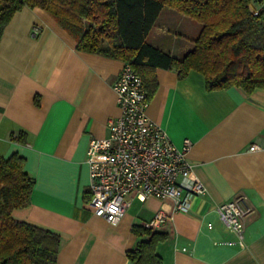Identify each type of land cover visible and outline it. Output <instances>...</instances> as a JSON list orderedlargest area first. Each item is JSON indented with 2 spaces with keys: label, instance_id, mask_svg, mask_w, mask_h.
I'll list each match as a JSON object with an SVG mask.
<instances>
[{
  "label": "crops",
  "instance_id": "0c3cea01",
  "mask_svg": "<svg viewBox=\"0 0 264 264\" xmlns=\"http://www.w3.org/2000/svg\"><path fill=\"white\" fill-rule=\"evenodd\" d=\"M193 23L163 8L147 36L162 44L171 35L169 51L179 55L189 49L177 43L179 32ZM124 62L77 49L40 7L13 14L0 39V157L23 155L34 184L29 205L11 216L59 234L58 264H136L127 252L148 236L136 235L131 226L143 225L159 210L166 219L153 230L167 233L156 247L162 264H264L262 88L208 90L196 70L179 77L174 68H156L146 115L176 145L192 141L186 156L206 190L189 194L186 210H175L169 198H134L115 224L88 206L86 148L91 137L107 134L108 120L119 113L112 83ZM19 133L24 142L14 139ZM236 198L250 206L239 221L244 245L214 244L237 240L216 210Z\"/></svg>",
  "mask_w": 264,
  "mask_h": 264
},
{
  "label": "trees",
  "instance_id": "16d2710c",
  "mask_svg": "<svg viewBox=\"0 0 264 264\" xmlns=\"http://www.w3.org/2000/svg\"><path fill=\"white\" fill-rule=\"evenodd\" d=\"M258 0H0V39L13 14L24 6L40 7L76 42L79 50L130 63L148 98L156 88L155 69L174 68L204 75L208 90L238 87L246 93L264 89V11ZM163 8L198 23L192 47L171 54L147 40ZM24 142V135L14 136ZM17 152L0 157V264H58L59 234L11 216L30 203L34 178ZM138 241L128 255L136 264H162L156 247L167 233L131 226Z\"/></svg>",
  "mask_w": 264,
  "mask_h": 264
},
{
  "label": "built area",
  "instance_id": "2783aa9c",
  "mask_svg": "<svg viewBox=\"0 0 264 264\" xmlns=\"http://www.w3.org/2000/svg\"><path fill=\"white\" fill-rule=\"evenodd\" d=\"M264 11L258 0L254 14ZM39 32L34 27L32 34ZM119 113L107 123L104 137H91L86 148L89 167L88 206L110 223H117L134 198L144 201L149 195L169 198L175 210L188 208L189 194H202L204 184L192 175L186 153L192 141L184 138L176 145L166 131L146 115L147 90L140 75L125 61L112 83ZM256 146H250L254 149ZM187 182V183H185ZM187 194L182 196V190ZM219 219L237 240H215L214 244L244 245L240 218L250 210L242 198L216 206ZM166 214L159 210L144 226L154 229ZM183 250L186 248L183 247Z\"/></svg>",
  "mask_w": 264,
  "mask_h": 264
},
{
  "label": "rangeland",
  "instance_id": "374dc122",
  "mask_svg": "<svg viewBox=\"0 0 264 264\" xmlns=\"http://www.w3.org/2000/svg\"><path fill=\"white\" fill-rule=\"evenodd\" d=\"M189 18V17H188ZM191 19V18H190ZM193 20V19H192ZM193 26L190 28V30H186L184 32H179V34L182 33V36L178 37L177 43H182L184 44V47L187 46L186 48H191L192 47V39L195 37V35L197 34L199 28H200V23H198L197 21L193 20ZM168 32V31H167ZM169 33L171 34L172 31H169ZM153 34V33H152ZM153 36V35H152ZM151 36V38L153 39V37ZM147 40H150V35L147 36ZM167 41H164L162 44H157L156 41H154L156 45L165 48L166 50H169L170 44H171V40L172 37L171 35L168 36V39H166ZM188 50V49H187Z\"/></svg>",
  "mask_w": 264,
  "mask_h": 264
}]
</instances>
